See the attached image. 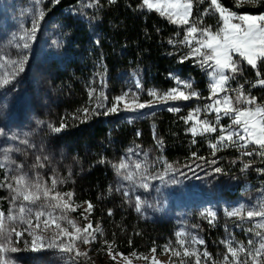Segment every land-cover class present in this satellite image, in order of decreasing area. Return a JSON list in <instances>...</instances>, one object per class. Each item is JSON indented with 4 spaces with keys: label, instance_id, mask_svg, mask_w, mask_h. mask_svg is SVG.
Returning <instances> with one entry per match:
<instances>
[{
    "label": "trees",
    "instance_id": "obj_1",
    "mask_svg": "<svg viewBox=\"0 0 264 264\" xmlns=\"http://www.w3.org/2000/svg\"><path fill=\"white\" fill-rule=\"evenodd\" d=\"M82 1L60 0L59 4H55L50 0L48 3L49 9L60 18L59 24L66 32L71 31L68 36L73 41L68 39L70 52L52 62L55 77L51 83L55 90L49 100L51 109L42 120L48 127H58L62 123L67 125L59 133L49 127V138L68 154L67 162L71 170L65 177L66 191L74 193L75 204L92 203L89 222L93 228L98 226L102 229L101 240L125 255L148 253L153 248L159 254L174 239V223L164 218H142L133 203L114 187V163L128 146H148L157 139L159 143L162 141V153L170 162L184 163L192 158L212 160L215 161L212 165L221 168L224 176H241L251 183L264 184V175L257 172L258 168H264V161L259 155H243L248 149L238 146L220 148L213 155L210 145L215 139L207 135L193 136L189 131L190 124L182 119L191 104L174 107L180 109L178 112L168 111L171 107L163 104L145 107L131 120L119 114H102L112 106L113 95L121 89L112 85V81L126 72L134 71L137 75L143 101L149 98L146 95L149 88L166 90L174 87L175 76L191 77L193 87L205 97L209 93L207 72L198 63V58L191 56L190 47L181 43L187 25L172 23L167 16L147 10L142 6V0H115V3L97 0L90 20L81 21L78 17L74 20L63 15L69 9L79 8ZM219 2L236 13L264 12V0L253 4H239L236 0ZM209 9L207 0H193L191 22L215 32L222 27V21L217 13ZM73 23H77V27ZM185 56L189 58L184 60ZM234 59L241 70L228 81L230 96L234 98V90L243 86L245 95L254 96L258 104H264V87L254 86L257 79L264 78V62L258 61L261 76L257 77V69H252L236 55ZM181 60L184 62L181 63ZM97 65H101L104 72L108 98L104 106L85 116L90 74ZM237 106L244 107L242 104ZM246 164L250 165L247 169L244 168ZM1 171L0 168V174ZM3 193L0 188V196ZM110 209L111 216L108 215ZM201 224L205 246L212 249L215 246L213 242H218L223 236L226 225L220 220L214 224ZM72 262L70 260L69 264H77ZM80 262L78 264H87L83 258Z\"/></svg>",
    "mask_w": 264,
    "mask_h": 264
},
{
    "label": "rangeland",
    "instance_id": "obj_2",
    "mask_svg": "<svg viewBox=\"0 0 264 264\" xmlns=\"http://www.w3.org/2000/svg\"><path fill=\"white\" fill-rule=\"evenodd\" d=\"M96 1L83 0L80 2L79 8L69 9L63 15L70 16L74 20L76 17H78V20L81 19V21L90 20V13ZM236 1L239 4H253L257 0L255 2L253 0ZM48 3H50V0H39L38 3L37 0H0V79L7 77L11 81L6 87L0 88V163L5 165L0 167L2 170L0 185L14 183L12 181L13 176L25 174L30 181L35 182L39 179L49 188H51L53 178L63 181L57 184L55 191L66 193L67 178L65 177H67V171L71 170V166L67 162L68 154L52 138H49L51 130L44 123L42 117L51 109L49 100L53 96L52 91L55 90L51 83L55 77L52 62L70 52L67 45L70 40H73L68 36L71 31L67 30L69 33L66 32L64 26L59 24L60 18L49 9L51 7ZM41 11L45 15L43 20L39 22L35 37L33 39H21L31 29L33 21L37 19ZM236 14L244 15L247 13ZM249 15H264V12ZM76 24L73 23L77 27ZM72 33L74 32L72 31ZM25 42L29 45L27 49L23 48ZM72 46L76 48L75 44H72ZM195 46L197 45L193 42L192 47ZM234 55L236 54H233V57ZM25 57L27 59L24 63V71L17 73L16 66L12 64V61H18ZM197 58L198 63H200L202 57ZM202 67L206 69L209 87V93L205 97L199 95V98L194 97L187 101L163 102L155 100L148 95V92L152 90L163 94L177 87L176 83L174 87L166 90L149 88L146 91V95L149 98L143 101L141 100L142 93L140 88L136 87L137 82L139 83L138 77L134 71H129L124 73L119 79L112 81V85L114 84L121 88L117 95H113V99L115 100V97L127 92L129 94L128 100L135 96L139 102L151 104V106L163 104L174 108L183 104H191L187 115L193 109L200 108L201 113L199 115L201 119L215 122V113L203 111L204 107L212 102L208 97L211 95L210 85L212 83L211 73L213 69L208 65ZM103 74L101 65H97L90 74L91 80L86 104L89 112L104 106L108 98ZM175 77L183 81H190L193 86L191 77ZM93 89L95 91L90 98L89 92ZM193 89L198 93L194 87ZM227 94L230 95L229 91ZM223 95L224 93H221V98ZM142 110H124L123 105H121L120 111L110 114H119L127 120H131L138 116ZM231 123V117L221 116L220 126H229ZM219 134L218 130L217 133L205 135L215 139L214 143H216V137ZM24 141H27V143H24ZM223 147L228 146H221L220 148ZM162 151V146L157 139L152 145L148 146L131 144L121 153L113 168L115 172V189L121 194L127 191L129 195H123L128 201L133 203L134 208L136 197L140 198L142 210L137 213L142 218L150 220L164 218L174 223V239L166 246L179 248L175 243L177 232H185L187 234L186 238L189 240L193 236L203 239L201 223L209 222L208 212L215 213L214 223L220 220L226 226L220 240L213 242L215 246H212V249L206 247L205 243L203 245H193L191 243L187 245L189 248L195 247L201 252L206 249L211 253V261H205L201 256L202 264H223L226 247L221 241L231 239L234 245L238 242H243L247 245L248 239H259L249 233L248 229L260 222V218L241 220L239 217H230L227 213L236 208H242L247 211L264 205V184L260 182L251 183L241 176L232 177L224 176L223 172L215 173L213 170L216 166L212 165V160L203 161L198 158H192L184 163L170 162ZM6 156L8 157L7 161H5ZM38 157L39 159H37ZM122 160L129 164V168L118 172V168L115 166H118ZM136 163L142 165L139 171L134 167ZM169 165L171 166L170 168L168 167ZM126 172L136 173L134 182L123 179V175ZM160 177H163V179H160ZM141 183H147L149 187L147 189L140 187ZM0 188L4 192L0 196V211L4 212L5 216L10 212L16 213L20 202L17 201L14 206L11 202L13 193L6 186ZM38 204L27 206L35 209ZM74 205H79V207L74 212H68V218L83 228L90 221L89 213L84 212L87 203H74ZM45 211H50V209H45ZM82 213L88 217L87 220L83 219ZM53 215H60L59 210H55ZM57 222L61 223L63 227H67L69 231L73 230L66 221ZM33 224H35L34 218ZM6 225L17 227V230H22L26 227V225L20 224L19 220L15 222L6 220ZM54 228L55 225H52V229ZM49 234L50 232L44 233L46 236ZM12 239L14 246L19 250L15 253L9 252L6 254V259L11 261V264H69L70 260L73 261L72 263L78 264L82 263L80 262L81 258L87 264H126L124 257L130 259L132 264H152L153 257L159 264H179L180 260V258L172 256L171 252H165L164 249L159 254L150 251L148 253H136V256H133L132 253L120 256L117 255L120 252L114 251L112 248V255H109L108 247L101 240V235L99 237L96 236L95 242L89 244L77 242L79 251L87 253V256H80L75 260L72 258L74 254L63 253L56 248L47 247V241H45L44 249L38 252L31 251L30 248L25 247L26 241L29 244L31 242V237L26 232L19 242H16L14 235ZM113 256H115V259L112 258ZM143 257L148 259L146 260ZM183 259L187 264H195L194 258L183 257Z\"/></svg>",
    "mask_w": 264,
    "mask_h": 264
},
{
    "label": "snow or ice",
    "instance_id": "obj_3",
    "mask_svg": "<svg viewBox=\"0 0 264 264\" xmlns=\"http://www.w3.org/2000/svg\"><path fill=\"white\" fill-rule=\"evenodd\" d=\"M38 2L39 0H37ZM53 2L59 4L60 0H53ZM109 2L115 3V0H109ZM207 2L210 5L209 10L217 13L222 21V27L215 32L210 28L199 27L191 22L193 0H142V6L146 7L149 11L158 12L161 16H167L172 23L187 25L188 27L185 30L184 39L181 43L190 47L191 56L202 57L200 60L201 66L208 65L213 69L211 73L212 83L210 85L211 95L208 97L212 102L207 104L203 111L206 113H215V122L201 119L199 115L201 109H193L186 117L182 118L186 123L190 124L189 131L191 134L193 136L212 134L217 133L219 130L220 134L216 137L217 142L210 145L213 149V155H215V152L221 146H238L240 149H248L243 152V155H259L262 161H264V105L258 104L256 97L245 95L242 90L243 86L234 90L236 91L234 98L227 94L229 91L227 87L228 81L233 79L235 74L241 70L233 54L242 58V61L246 62L252 69H257L255 73L257 77L261 76V72L258 69V61L264 62V15H237L222 6L219 0H207ZM44 15L45 13L43 11L39 12L37 19L33 21L31 29L21 39H33L35 37L39 22L43 20ZM193 42L197 46L192 47ZM169 43H172V41H169ZM28 47V43L25 42L23 48L27 49ZM188 58V56H185L184 60ZM26 59L25 57L18 61H12V64L16 66L17 73L24 71ZM184 60H181V63ZM226 73H232L233 75L229 76ZM174 79L176 80L177 87L163 94L152 90L148 92V95L155 100L163 102L187 101L194 97L199 98V94L193 89L190 81H183L176 77ZM10 83L11 81L7 77L0 79V88L6 87ZM254 86L264 87V79H257ZM136 87L140 88L141 85L137 82ZM94 91L93 89L89 92L90 98ZM221 93H224L222 98ZM128 95L125 92L123 95L115 97L112 106L108 107L102 114L108 115L110 113H116L121 110V105H123L124 110L129 111H137L151 106V104L139 102L135 96L131 100H128ZM241 104L244 107L237 106ZM179 110V108L168 109L171 112H178ZM88 112L89 109L85 108L84 115L87 116ZM222 115L231 117V125H219ZM66 126L63 123L58 127L49 125L55 133L61 132ZM193 142L195 143V140ZM24 143H27V141H24ZM250 146L252 147L250 148ZM7 160L8 157L6 156L5 161ZM212 163H215V161H212ZM4 166V163H0V167ZM115 167L118 168L119 172L120 170H127L129 164L122 160ZM134 167L139 171L142 165L136 163ZM168 167L170 168L171 166L169 165ZM249 167L250 165L248 164L244 166L245 169ZM213 171L220 173L222 169L216 167ZM257 172L264 175V168H258ZM135 176L136 173L134 172H126L123 175V179L134 182ZM160 179H163V177H160ZM12 181L14 183L0 185V187L6 186L13 193L11 202L14 206L17 201L20 202L16 213L10 212L5 216V213L0 211V264H11V261L6 259V254L9 252L15 253L19 250L14 246L12 237L14 235L16 242H19L25 232L31 237L30 244L26 241L25 247L30 248L33 252L44 249L45 241H47V247L56 248L63 253L74 254L72 256L74 260L80 256L86 257L87 253H81L79 251L77 242L83 244L95 242L96 234H102V229L98 226L93 228L91 222L81 228L75 221L68 218L67 213L76 211L79 205H74L73 192L61 193L55 191L57 184L63 181H58L53 178L51 188L43 184L39 179L35 182L30 181L25 174L13 176ZM140 187L147 189L149 185L147 183H141ZM123 194L125 196L129 195L127 191ZM38 202L40 203L38 204ZM85 203H87V207L84 209V212L90 214L93 210V205L91 202ZM37 204L38 207L35 209L27 206ZM45 209H50V211L46 212ZM57 209L60 215L54 216L53 212ZM135 210L136 212H141L142 210L139 197H136ZM112 214V210L110 209L108 215L111 216ZM81 215L84 220L88 219L83 213ZM227 215L230 217H239L241 220L260 218V222H257L252 228L248 229L249 233H252L259 239H248L247 245L243 242H238L234 245L231 239L221 241L226 247L223 264H264V205L247 211L242 208H236L229 211ZM207 216L210 217L209 223H214L215 213L208 212ZM33 218L35 224H33ZM6 220L13 222L19 220V223L26 225V227L22 230H17V227L6 225ZM57 221H66L73 230L69 231L67 227H63ZM52 225H55L54 229H52ZM46 232H50V234L47 236L44 235ZM186 236L187 234L185 232H177L175 243L179 248L165 246L164 251L171 252L172 256L180 258L179 264H187L183 257L194 258L195 264H202L201 256L205 261L212 260L211 253L206 249L201 252L195 247H187L189 243L203 245L205 243L203 239L193 236L189 240ZM105 244L108 247L109 255H112V244L107 241H105ZM151 251L155 253L156 249L153 248ZM117 255L123 256L122 253H117ZM132 255L136 256V253L134 252ZM112 258L115 259V256ZM143 258L148 259L147 257ZM124 259L126 264H132V261L127 257H124ZM152 264H159V262L155 261L153 257Z\"/></svg>",
    "mask_w": 264,
    "mask_h": 264
}]
</instances>
